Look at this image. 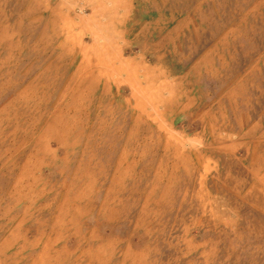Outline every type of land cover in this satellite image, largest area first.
I'll return each instance as SVG.
<instances>
[{
	"label": "rangeland",
	"instance_id": "obj_1",
	"mask_svg": "<svg viewBox=\"0 0 264 264\" xmlns=\"http://www.w3.org/2000/svg\"><path fill=\"white\" fill-rule=\"evenodd\" d=\"M0 223L108 264H264V0H0Z\"/></svg>",
	"mask_w": 264,
	"mask_h": 264
},
{
	"label": "crops",
	"instance_id": "obj_2",
	"mask_svg": "<svg viewBox=\"0 0 264 264\" xmlns=\"http://www.w3.org/2000/svg\"><path fill=\"white\" fill-rule=\"evenodd\" d=\"M189 23L190 21L187 17L177 19L163 36L161 44L165 43L166 37L167 39L170 37L174 39L180 35L189 26ZM205 64L208 66V62L194 61L189 66L188 71L200 69ZM156 67L158 68V65ZM0 228L5 227L0 223ZM12 228L15 229L16 226L10 227V229ZM3 238V242H0V254L10 251L11 249L8 246L13 244L14 261L12 263L8 261L2 262L0 258V264H108V260L100 254H98L97 258L89 256L86 259L85 253H76L80 249L79 244L69 246L67 243L62 242L65 239L63 235L62 237L26 235L12 239L13 243L8 242L9 238Z\"/></svg>",
	"mask_w": 264,
	"mask_h": 264
}]
</instances>
